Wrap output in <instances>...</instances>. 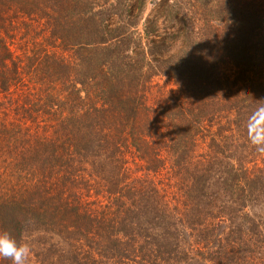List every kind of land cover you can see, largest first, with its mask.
Returning a JSON list of instances; mask_svg holds the SVG:
<instances>
[{
  "label": "trees",
  "instance_id": "obj_1",
  "mask_svg": "<svg viewBox=\"0 0 264 264\" xmlns=\"http://www.w3.org/2000/svg\"><path fill=\"white\" fill-rule=\"evenodd\" d=\"M149 1L0 0V232L29 264H264V0L168 1L160 46Z\"/></svg>",
  "mask_w": 264,
  "mask_h": 264
},
{
  "label": "clouds",
  "instance_id": "obj_2",
  "mask_svg": "<svg viewBox=\"0 0 264 264\" xmlns=\"http://www.w3.org/2000/svg\"><path fill=\"white\" fill-rule=\"evenodd\" d=\"M247 136L258 153L264 154V104L257 107L247 122ZM32 249L27 243L18 244L7 232H0V257L12 264H29Z\"/></svg>",
  "mask_w": 264,
  "mask_h": 264
},
{
  "label": "rangeland",
  "instance_id": "obj_3",
  "mask_svg": "<svg viewBox=\"0 0 264 264\" xmlns=\"http://www.w3.org/2000/svg\"><path fill=\"white\" fill-rule=\"evenodd\" d=\"M168 1L171 0H158L157 2H152V0H150L142 13L141 24H153L158 30L157 35L159 37L154 40V44H156L157 46L167 43L166 37L170 36L173 32H180V25H178L179 23L177 24V26L174 25L176 26L175 30H166L164 28V10ZM153 81L155 84H158L160 86H164V84H166V88L168 89L174 88L172 83L163 76H158L154 78Z\"/></svg>",
  "mask_w": 264,
  "mask_h": 264
}]
</instances>
